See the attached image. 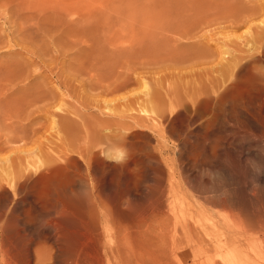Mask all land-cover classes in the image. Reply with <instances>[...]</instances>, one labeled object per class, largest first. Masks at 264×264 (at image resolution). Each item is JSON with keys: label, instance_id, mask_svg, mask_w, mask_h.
Returning a JSON list of instances; mask_svg holds the SVG:
<instances>
[{"label": "rangeland", "instance_id": "1", "mask_svg": "<svg viewBox=\"0 0 264 264\" xmlns=\"http://www.w3.org/2000/svg\"><path fill=\"white\" fill-rule=\"evenodd\" d=\"M254 1L0 0V158L7 161L5 175L25 172L28 163L42 173L51 161L60 160L42 175L56 171V177L66 174L76 182L88 175L81 162L88 161L86 150H92L89 137L108 128L116 132L130 127L136 134L131 140V201L141 207L160 197L153 153L162 150L159 160L174 178L168 197L177 217L192 215L206 229L197 238L174 235L172 240L173 234L158 225L164 218L148 217L145 251L136 254L134 264H264L263 232L243 234L238 241L229 237L240 224L242 207L264 209V151L235 131L224 119L226 112L212 123L211 108L202 103L212 96L211 86L220 77L214 76L218 67L209 53L230 40L238 46L236 37L244 30L227 39L228 27ZM56 103L62 111L51 107ZM174 104L176 111L158 133L152 120L159 106L167 112ZM54 112L59 116L53 117ZM64 152L74 158L70 169L62 163ZM112 156L98 160L103 173L96 177L105 183L97 201L100 209L107 207L108 199L116 201L108 197L112 189L107 183L125 184L109 165L115 162ZM39 173L28 183L35 185ZM87 190L76 188V196L82 200ZM4 203L18 232L16 247L32 250L37 242L53 246L60 253L55 259L59 264L67 234L63 237L57 230L48 237L37 229L29 231L44 222L40 210L33 208H39L38 196L25 190ZM34 213L39 215L26 216ZM81 235L70 237L80 259L90 255L81 250ZM6 255L7 260L27 264L18 251Z\"/></svg>", "mask_w": 264, "mask_h": 264}, {"label": "bare ground", "instance_id": "2", "mask_svg": "<svg viewBox=\"0 0 264 264\" xmlns=\"http://www.w3.org/2000/svg\"><path fill=\"white\" fill-rule=\"evenodd\" d=\"M240 15H242V18H239L228 27L230 29V35L226 37L228 39L234 36L235 31L243 29V34L236 37L239 41V44L236 42L238 46L230 40L228 44L223 42L220 48H217L216 45L215 50L209 53V57L213 58V61L216 62L215 64L218 67L215 69L216 74L214 73V76L216 75V78L220 77L217 78L216 81L214 79L210 80V82L213 80L215 81H213L214 84L212 82L213 85L210 89L212 96L205 98L202 103L204 106L211 108L212 123L221 118L226 112V114H224V119L226 116L228 121L234 126L235 131L252 139V141L264 151V0H255L252 5L247 7ZM240 15L239 17H241ZM217 72H219V75H217ZM208 73V75H211L210 72ZM56 98L57 97H55V99ZM123 101H128V98H124ZM147 102H149V100H147ZM51 107L62 111L57 103ZM177 107L178 106L174 104V106H170L169 110L166 112V109H160L159 106L157 117L152 120H156V124H153L154 130H159L158 133H163L165 130V123L169 121ZM47 112L49 113L48 109ZM51 114L53 117L59 116L56 112ZM135 135L136 134L131 131L130 127L123 130L116 129V132L108 128L102 134L94 133L91 135L89 137L90 140L87 142L90 143V149L92 147V150H86L89 159L88 161L81 162L82 166H85L88 175L86 172L85 174L87 176H81L76 182L70 176H66V174L60 178L56 177V171H51L42 175L48 172V170L56 168L58 164H55V162H59L60 160H55L54 164L53 161H51L50 165H47L48 167L45 171L43 169L42 173V169L33 167L28 163L24 166L25 168H22L25 172H22V170L20 172L19 170L18 172L20 173H18V175L12 176L10 171L7 172L9 176H6V171L9 170H4V166H6L4 164H6L7 161L0 158V264H17L12 259H5V256L7 257L6 254H10L11 251L13 254L18 251V255H20V253L24 255V259H26L25 263L27 264H33L32 259H34V256V264H56L55 259L60 256L59 251L54 250L53 246H47L46 244L40 245L38 242L32 250L27 246L18 245V248L16 247L15 242L18 241H15V238L18 239V232L12 226V216L8 217L5 214L4 202L9 199H11L12 202L13 200L15 201L18 195L25 190L33 191L38 196V200L41 202L40 204L37 203L39 208L34 206L33 208L40 210L39 212L42 213L44 220V222L42 221V225L39 227L35 226L34 229L29 231L35 232L37 229L39 232H45L48 237L56 235L57 230H59L62 235L64 234L63 237L67 234V238H64L68 240L66 241L67 250L62 254L64 259L57 262L59 264H134L136 261V254L142 253V249L145 251L146 239L144 238V232L146 219L148 217L164 218V222H159L161 224H157L160 225L161 231L164 230L173 234L170 236V239L172 237L174 238V235H181L186 238L195 236L197 238L200 233H206V229L197 224L192 215L184 219L186 216H182L180 213L183 217L182 220L180 217H177L175 206L169 201L171 197H168V192H170L173 185L172 182L169 181L174 178L171 176L173 174L170 175L168 170L164 169V163L159 160L164 154L162 150L160 153H153L154 158H156L155 160H159L156 162L158 179L155 181L159 189H161L160 197L157 196L155 201L149 202L146 205H141V207L136 203L137 200L134 202L131 201L129 188L133 185L135 174H133L134 170L131 168L130 154L134 146L131 140ZM31 154H33V152H29L28 156L30 155L31 157ZM66 154L63 156H66ZM111 155H113L112 158H115V162L109 165L114 166L115 176L121 182V185L122 182L125 184H123L122 187H120L119 184H117V187L113 184V187L112 182H108L107 186L109 189H112L108 197H114L116 201L110 203L107 198L108 204H105L107 207L105 209H100L98 208L99 205L97 201L100 200L99 194L105 183H99L96 177L97 173H103L101 163H99L100 161L98 160L102 157L110 159ZM73 159L72 156L67 155L62 163H66L67 168L70 169V166L73 165ZM28 160H30V158ZM37 173L39 174L36 179V184L33 185V182L28 183L32 175H36ZM18 176H20V180H18ZM76 188L89 189L86 191V196L82 198V200L76 196ZM113 188H115V190H113ZM165 196L167 199L164 200ZM252 197L255 200L258 199L256 194H253ZM175 200L176 199H174L173 202H175ZM92 203L94 204L92 205ZM112 204H114V207L110 209V205ZM242 208L243 210L240 212L242 219L236 229V233L229 235V237H232L233 241H238L243 234L252 232L264 233L263 207L262 209L259 207V210H249L250 207ZM79 211L80 213L78 214ZM27 212L29 213L30 209H28ZM38 215L39 213H34L26 216L31 218L32 216L37 217ZM80 233L85 237V244L81 250L85 249L90 253L89 257L87 254L82 259H80L82 254L79 255V252L75 250L71 243L73 239L70 238ZM82 235L80 238H82ZM165 236L167 235L165 234ZM87 239L89 240L87 241ZM28 240L30 241L32 238ZM149 241L150 239L148 242ZM159 241L160 243L162 242V240ZM167 244L166 246L169 247ZM133 245L138 249H135ZM157 245L160 244L157 242ZM172 245H174V243ZM162 246L164 245H161V247ZM166 246L164 247L165 249L167 248ZM22 247H24V249L21 251ZM158 247L159 246H157V248ZM85 250L83 251L85 252ZM160 251L162 253L163 250L161 249ZM201 259H199V262ZM86 260L88 261L86 262ZM195 261H198V259Z\"/></svg>", "mask_w": 264, "mask_h": 264}]
</instances>
